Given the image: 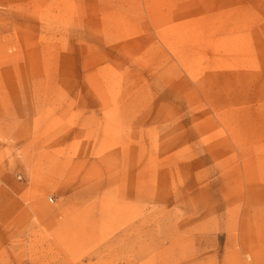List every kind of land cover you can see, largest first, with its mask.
<instances>
[{
	"label": "rangeland",
	"instance_id": "rangeland-1",
	"mask_svg": "<svg viewBox=\"0 0 264 264\" xmlns=\"http://www.w3.org/2000/svg\"><path fill=\"white\" fill-rule=\"evenodd\" d=\"M0 264H264V0H0Z\"/></svg>",
	"mask_w": 264,
	"mask_h": 264
}]
</instances>
